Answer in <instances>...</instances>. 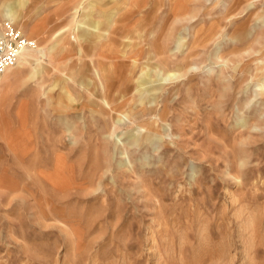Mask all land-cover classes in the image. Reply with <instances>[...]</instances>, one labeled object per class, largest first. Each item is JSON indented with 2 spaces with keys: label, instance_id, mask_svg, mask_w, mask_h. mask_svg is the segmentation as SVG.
<instances>
[{
  "label": "rangeland",
  "instance_id": "rangeland-1",
  "mask_svg": "<svg viewBox=\"0 0 264 264\" xmlns=\"http://www.w3.org/2000/svg\"><path fill=\"white\" fill-rule=\"evenodd\" d=\"M20 1L0 32L16 8L49 67L0 98V264H264V0H135L103 60L79 27L118 0ZM65 86L67 114L48 100Z\"/></svg>",
  "mask_w": 264,
  "mask_h": 264
},
{
  "label": "bare ground",
  "instance_id": "bare-ground-1",
  "mask_svg": "<svg viewBox=\"0 0 264 264\" xmlns=\"http://www.w3.org/2000/svg\"><path fill=\"white\" fill-rule=\"evenodd\" d=\"M21 1L24 3L27 2V0H21ZM134 1L135 0H124L122 3V1L118 0L116 2V6L114 7V13L112 14V17L107 20V24H106L105 28H102L98 22H92V21L88 25H85L83 23L79 27V30H83V32H84V34H82L83 35L82 37H85V39L90 44L89 45L90 46V57L92 59L100 58L101 60H103L102 59L104 57L103 51L105 49L109 48V44H106V43H109L110 41H113V40L115 41L114 37H116V34L119 31L120 26L122 25V22L125 21L124 19L126 17H125V15L122 14V11H123L122 5H125V7L128 9L129 6L134 4L133 3ZM250 5L252 6L253 4H250ZM3 16H4V19L6 21L12 20L16 24L19 21L18 11L16 10V8H14L12 6H6L5 7V10L3 11ZM100 39H104L105 43L102 44L101 46L100 45L97 46L96 43ZM179 40H180V42H179L178 49L180 50L184 47L186 41H185V37H181ZM170 43L171 42H170L169 37H168V39L166 38L165 40H164L163 36L159 37L157 39V41L155 43L156 45L154 47L155 48V54L158 57L165 56L166 52L169 49ZM51 49H52V51L50 52V54H52V55L56 54V52H58V51L62 53V52L69 50V49H66L62 44H57V43L54 44ZM29 50H26L27 52L25 51L26 53L24 52L21 55V57L18 60L19 63L17 62L15 66L8 69L5 72V74L2 76V78L0 80V98L2 96L7 95L10 92V89L13 85L12 77L16 73L20 74L21 70H23L25 68H33L34 73H43L46 70H48L49 65H47L43 61L35 58L34 52H36L38 49L37 50L29 49ZM108 50H110V48ZM109 57L110 56H108V58ZM113 57H115V56H113ZM106 59H107V56H106ZM149 61H151V57H149ZM96 63L98 64V67H97ZM96 63L92 60L90 63H88V65L90 67L91 73L94 76L96 75V78L98 80L101 78L100 72H101V70H103V64L100 61L99 62L97 61ZM114 66L112 68H114ZM155 68H157V67H155ZM178 68H179V71L181 72L182 68L180 66ZM151 69H152V67L149 65V63L146 64L143 68V71H142V78L136 79V85L138 84L137 86L139 87L138 90L136 89V92L140 95V100H139L140 105H144V102L147 101V99H149V97H148L149 90H147V88L151 85L152 80H153V79L151 80ZM113 72H114V69H111V74ZM178 76H179V74L177 72L176 73L170 72L166 77H161L160 80L163 82V81L175 79ZM95 80L96 79H94V81ZM134 80H135V78L133 76L129 75V73L125 74L123 82H125L124 85H125L126 89L128 90V91L126 90L127 94L128 93L132 94L134 92V90H135V84H133ZM54 92L55 91L52 89L49 91L48 100H54V102H57L60 105V107L62 108L61 112H63V114H67L69 111L75 112L78 110V108H76L77 107V104H76L77 99L75 98V95L69 86L63 87L59 101L56 100L55 97L53 96ZM120 97L123 98V96H120ZM90 98L93 99V96H90ZM108 98H109V96L105 97L103 100L104 101L103 105H101L99 107L98 106L96 107V105H95L96 103H95V101H93L92 111L93 112L99 111L100 112L99 115L101 117L106 118L105 115L107 113H109L110 111L114 110V108L111 107L112 102H110ZM127 117H128V115H127ZM117 122L121 123L124 121L122 119H118Z\"/></svg>",
  "mask_w": 264,
  "mask_h": 264
},
{
  "label": "built area",
  "instance_id": "built-area-1",
  "mask_svg": "<svg viewBox=\"0 0 264 264\" xmlns=\"http://www.w3.org/2000/svg\"><path fill=\"white\" fill-rule=\"evenodd\" d=\"M36 48L37 42L28 38L15 22L5 21L0 32V80L26 50Z\"/></svg>",
  "mask_w": 264,
  "mask_h": 264
},
{
  "label": "crops",
  "instance_id": "crops-1",
  "mask_svg": "<svg viewBox=\"0 0 264 264\" xmlns=\"http://www.w3.org/2000/svg\"><path fill=\"white\" fill-rule=\"evenodd\" d=\"M23 71V70H22ZM22 71L19 73H16L13 77H12V83H13V87L14 85L19 81V79L21 78L22 76ZM16 79V80H15ZM18 79V80H17ZM15 80V81H14Z\"/></svg>",
  "mask_w": 264,
  "mask_h": 264
}]
</instances>
